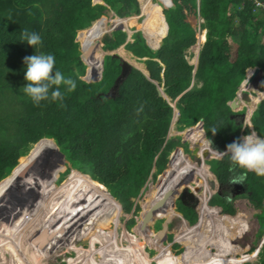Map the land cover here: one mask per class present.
<instances>
[{
  "label": "trees",
  "instance_id": "obj_1",
  "mask_svg": "<svg viewBox=\"0 0 264 264\" xmlns=\"http://www.w3.org/2000/svg\"><path fill=\"white\" fill-rule=\"evenodd\" d=\"M142 1L152 37L139 30L133 32L134 40L127 42L125 30L108 27V7L93 4L92 0H0V180L18 164L23 152L39 141L12 175L0 182V248L6 249L0 253V264H47L48 256L62 245L56 241L50 249L41 250L44 242L39 239L42 227L46 228L43 225L35 231L40 238L36 237L38 234L35 240L20 235L24 240L13 241L16 234L9 231V217L24 229L29 221L37 220L26 231L28 235L41 222L65 217L70 225L59 237L69 241L71 233L66 234V230L73 232L90 226V220L106 214L110 204L116 207L114 212L118 211L109 199L106 185L114 188L121 204L109 229L120 230L124 214L136 206L126 224L138 231L134 238L135 246H140L138 264H152L142 239L158 250L156 258H160V264H264L263 251L259 260L252 261L253 254L264 247V177L249 172L242 184L230 183L243 170L231 166L229 156L208 163L189 154L191 167L196 170V185L183 180L174 182L172 187L162 189V198L165 203H180L195 217L201 216V223L209 212L219 214V218L226 215L227 223L240 222L242 229L248 228L240 243L233 244L219 224L222 233L215 232V239H208L203 250L194 246L180 249L179 244L164 248L160 238L167 234L152 231L150 227L157 218L152 203L145 201L150 192L156 191L157 176L181 141L180 136H169L175 109L179 110L182 128L202 123L206 140L201 137V142H205L203 149L208 153L225 152L228 144L243 137L241 132L249 134L255 130L264 137V98L260 101L249 96V102L238 103V108L246 105L252 113L243 131L244 114L234 112L229 104L249 85H257V81L264 84V12L255 10L251 0H153L155 4ZM105 2L121 17L141 13L139 0ZM119 21L124 22L120 18ZM130 27L136 29L134 25ZM200 28L207 29V37L206 32L200 33L199 40L206 41L202 47L200 43L196 66L187 59L186 50L196 44ZM23 29L41 36L42 43L36 49L21 41ZM83 32L85 49L113 51L127 42L126 48L141 59L147 73L132 66L118 88L111 91L123 70L120 58L105 55L102 68L101 54L95 50L87 62L93 70L100 67L101 71L100 76L93 75L81 57L77 35ZM197 50L198 47L195 55ZM36 52L53 54L55 70L76 81L77 87L70 93L61 86L62 101H42L36 106L23 92L28 83L24 58ZM170 98L176 101L174 106L169 103ZM213 127L218 128L215 134L211 132ZM49 141L56 143L68 166L79 165L103 183L87 175L67 178L59 201L55 196L57 190L61 191L54 183L57 176L53 178L50 172L55 155H47L52 149ZM41 158L44 160L39 161ZM212 174L213 181L205 180ZM44 175L46 179L42 178ZM45 182L48 184L44 187ZM22 183L28 186L20 187ZM209 186L216 188L215 192ZM36 191L40 192L39 197ZM4 195L6 198H2ZM138 197L143 200L135 202ZM180 209L173 214L183 215ZM100 226L106 229L109 224ZM161 226L160 231L168 229L167 223ZM99 235L103 237H93V243H106V234ZM206 237L203 234L200 238ZM179 238L190 240L189 229L184 227ZM116 246V240L106 243L108 260L121 264L116 258L120 256ZM82 255V259L78 257L72 263L84 262L86 257ZM104 264L111 263L105 260Z\"/></svg>",
  "mask_w": 264,
  "mask_h": 264
},
{
  "label": "rangeland",
  "instance_id": "obj_2",
  "mask_svg": "<svg viewBox=\"0 0 264 264\" xmlns=\"http://www.w3.org/2000/svg\"><path fill=\"white\" fill-rule=\"evenodd\" d=\"M139 1H140L141 13L140 14H133L131 16H126V17L119 16L113 9H111V6L108 5L105 2V0H92V3L96 4V5H98V4L106 5L108 7V12L109 11L113 12L112 17H108V19H109L108 20V27H110V29L111 28L123 29V28H116V25L123 23L125 25V28H126V29L124 28L123 30H125L128 34L127 42H130V41L134 40L132 37V36H135V34L133 33L134 31L141 30V31H143L144 34L145 33L148 34L149 35L148 37H152V32L149 30V27L147 26L148 14L145 12V9L143 7V5H144L143 1L142 0H139ZM150 1L152 3L157 2V0L156 1L154 0V2H153V0H150ZM119 18L124 22L119 21ZM199 22H200V19H199ZM130 25H134V27L136 29L132 30ZM206 31L207 30L203 29V28L201 30H199V37L198 38L200 39V32L202 33V32H206ZM85 34L86 33L83 32V33H80L77 35V39L80 41V45L82 47V50H81L82 60H84L83 62L88 66V70L93 75L100 76L101 68L98 66L99 67L98 69L93 70L87 62L88 60H90V58H88V57L89 56L92 57L91 56L92 53L95 52V50H96L97 53L101 54V59H102L105 55H107L105 51H108V50H104L102 48V50H103V52H102L100 49H98L96 47H93L94 50L85 49V47H84V42L86 40ZM206 37H207V33H206ZM199 39L197 40V42L194 46H192L191 48L186 50L187 59L190 61V63H193L195 65H196V61L198 60L197 57H199L200 43L202 42V40L199 41ZM126 43L121 44L120 46H118L117 49L113 50L111 55H113L114 53L117 54L116 56L115 55H113V56L119 57L122 65H123L124 61H127V62L131 63V67L132 66L138 67L142 71L147 73V69H146L145 64L143 62L139 61L141 59L138 60V58L135 57L133 55V53L126 48ZM197 47H198L197 55H195V50ZM131 67L129 68V70L131 69ZM261 73L262 72L259 71V72H257V75L260 76ZM194 79H196V78H194ZM257 82H260V81H257ZM244 89L245 90L243 91V94L247 93L249 96H251V99L253 97H257L261 101L264 98V84H263V86H261L260 84L253 85V86L249 85L248 87H246ZM238 96L240 97L241 95H238ZM249 101L250 100L244 99L243 103H246ZM169 103L172 106H174L176 101L169 99ZM242 109H246L245 112H241ZM232 110L234 112H240V113L244 114L242 117L243 126H242V130H241V131H243L245 129V126L247 125V123L250 122V117H252L250 115L251 113H249V111H248V107L246 105L242 104V106H240V108H238V107L232 108ZM179 117H180L179 110L175 109V115H174V119L172 122L173 124L171 125V127L169 129V136H172V137L180 136L181 141L177 145L176 149L172 152V154L170 153L168 165L164 168V170L162 171L161 174H158V176H157L158 179L155 181V184L157 186L156 191L150 192L148 198L145 199V201L148 200L150 203H152V211H153L154 217L157 218L156 220H154V221H157L156 224L155 225L153 224L150 228L152 229L153 232L157 233L160 231L158 228L161 225L163 226L166 223L168 224L167 237L166 238H160L161 244H163L164 248L169 247V246L172 248L174 246V244H179L182 246V247H180V249H186V247H187V249H190L191 246H194V247H198L201 250H203L205 247L208 246L207 240L210 239L211 237L214 238L215 232H221L222 233V230L219 229L221 226L225 231L224 234L225 235L228 234V236L231 238L230 241L232 240L233 244L240 243L243 236L248 232L247 227L244 226V229H242L243 226L241 227L240 222L233 221V222L227 223L228 219L226 218V215L221 216V218H219V214L217 215L216 213L209 212L208 214L204 215V220L206 219V221L205 222L203 221V223H201L200 222L201 216L195 217L192 213H190V211H186L185 207L181 206L180 203H178V202L165 203L161 200L163 197V190L162 189L172 187L174 182H178L180 180H183L187 184H192V186L196 185V182H195L197 179V177L195 175L196 170H193L191 167V161L192 160L189 157L190 156L189 154H193V152L196 151L194 154H195V156H197L198 160H200V161L208 160L207 161L208 163H211V161H212L211 159L219 157V155L215 152L210 151L208 153V152L204 151L203 148H205V142H203V143L201 142V137L203 138V141L206 140V138H204V134H205L204 128L199 123H196V124L191 125L189 127H183L182 128V125L178 121ZM241 134L243 136L247 135V134L242 133V132H241ZM38 142L32 144L29 148H27V150L23 152V157L28 156L33 151V149H35V146ZM49 143L52 145V149H50V151L48 152L47 155L48 156L49 155H55V159L51 163L50 172L53 173V178H55L57 176L54 179V183L57 184L58 186H60L61 191L59 192L57 190L55 192V196L59 199V201L62 200L61 197L65 193V185L66 184L63 186H62V184H63V182H65L67 180V178H71V177L74 178V176L80 177V176H86L87 175L93 181L98 182L99 184L103 183L98 178L93 176L90 173V171H86L85 168L80 167L79 165L77 168L73 164L68 166L67 165L68 163L66 162V159H65V155L61 154V151H59L57 149L56 143L55 142L52 143L50 141H49ZM209 148L211 150H213V148L211 146H209ZM188 149H189V151H187ZM199 153H202V156H200ZM208 154H210L211 156L207 157ZM23 157L20 158L18 164L15 167L11 168V171L9 173L5 174V176L0 180V182L12 175L15 168L19 164H21ZM41 160H44V158H41L39 161H41ZM44 163L45 162L43 161V164ZM40 166H42V165H40ZM55 168H56V171H54ZM208 169H209V167H208ZM45 177H46V175H44L42 178L46 179ZM205 180L213 181L214 180L213 174L209 175ZM47 184H48V182H45L44 187ZM24 186H28V184L22 183V186H20V187H24ZM106 187H107V192H109V194L111 196L109 199H112V202L114 203V205L117 206L118 211L114 212L116 207H112V205L110 204L106 214H104L98 218L93 217V219L90 220V226L86 225V226L79 227V228L75 229V231H73V232H69V230H66V232H65L66 234L71 233L69 235V237H70L69 241H62L59 237V235H62L61 231L65 230L66 226L70 225L68 223L70 221L67 220V218H65V217H59L54 222H50V221H45L44 223L41 222L37 226V228L34 230V232L33 233L31 232L32 235H28L26 233V231L29 230L30 227L37 220L29 221L26 228L24 229L23 226L21 224H19L15 219L9 217L8 219L10 220V222L8 224L12 225V227H10L9 231L12 232V234H16L12 237V238H14L13 241L20 242V241L24 240V238H23L24 236H26L27 238L30 237L29 239L34 238L38 234V233L35 234V231H37L39 228H41L40 226L43 225V226H46V228L42 227L41 235L39 233L36 236L37 238H40V236H41L39 241L44 242L43 246L41 247V250L50 249L51 245H53L56 241H59L62 244L61 249L58 252L54 253L53 255L48 256L49 257V260H48L49 263H47V264H73L72 262H73V260H76V258L79 257V259H82L84 257V255H82L83 253L85 254L86 259L81 264H104L105 260L107 262H110L111 264H115L113 260H108V258H109L107 255V249L108 248L106 247L107 242L114 243V240H116V244H117V246L114 249L116 252H118L120 254V256L116 257L118 259L119 263H121V264L122 263L123 264H138L137 258H139V256H140V251H139V248L137 246H135V242H134V238L138 235V231H136V229L128 228L127 224H126L127 220L132 217L133 212L136 209V206L133 207L131 213H128V214L125 213L124 214V218L120 224V226H121L120 230L116 231L115 229H109L110 226L112 225L113 220H115L117 218V216L119 215V212H120L119 207L121 206V204H119L120 203L119 195L116 193L114 188H112L111 186H108V185H106ZM201 187H202V185H201ZM209 187H210L212 193L215 192L216 188H214V187L211 188V186H209ZM97 188H99V187H97ZM13 189H15V188H13ZM40 189L42 190L43 187L41 186ZM39 193H40L39 191H36L37 197H39ZM43 194H44V190H43ZM50 194H52V193H50ZM76 194H78V192ZM182 197H183V195L180 194L179 199H181ZM2 198H6V195H4ZM177 198H178V196L176 197V199ZM78 199L79 198H77L76 200H78ZM138 199H139V201H140V199H141V201L143 200L141 197L140 198L138 197V198L134 199L135 202H137ZM73 202L76 203V201H73ZM141 204H143V203H141ZM178 205L181 206V209H180V207L178 208ZM177 209H180L181 212H183L182 213L183 215L175 216V214H173V213L175 211H177ZM243 211H245V210H244V205L242 204V212ZM0 213H2V212H0ZM22 214L25 215L24 211L22 212ZM111 217H112V219H111ZM187 218H189L191 220H188ZM100 224H105L106 226L109 224V227H107L109 230L107 228L103 229L100 226ZM184 224H187L188 226H185ZM219 224H221V226H219ZM0 225L2 226V223H0ZM162 226H161V228H162ZM184 227L189 229V234H191L192 238L190 240L189 239L186 240L185 242L182 240L183 241L182 242L181 240H179V239H181V238H179V236H180V233ZM4 230H8V229H4ZM0 231L2 232L3 230L1 229ZM100 233L106 234V238H105L106 243L104 241H101V242L96 241V244H94L93 243L94 242L93 237H95L96 240H100L103 237V236L99 235ZM203 234L207 235L208 237L201 239L200 237ZM3 235L7 236L6 233ZM20 235H22L23 237L20 238L19 237ZM34 240H35V238H34ZM73 241H75V242H73ZM142 242H144L145 250L148 253V255L151 257L152 264H160L159 263L160 258H156L158 256V250L155 247L151 246L147 242L146 239H142ZM34 243L35 242H33L32 246L38 250V247L35 246ZM13 244H14V242L11 245H13ZM17 246H19V245L17 244ZM1 249L2 248H0V253L1 252L5 253L6 249H3V250H1ZM65 251H67L68 254H64ZM262 251L264 252V247L262 250H259L253 254L252 261L259 260L260 253ZM86 254L88 255V257L86 256ZM98 255L101 256V258H98L97 257ZM202 255L204 256L203 253H202ZM33 256H36V255L33 254ZM94 257H95V259H94ZM43 263H45V262H43ZM26 264H28V262H26Z\"/></svg>",
  "mask_w": 264,
  "mask_h": 264
},
{
  "label": "clouds",
  "instance_id": "obj_3",
  "mask_svg": "<svg viewBox=\"0 0 264 264\" xmlns=\"http://www.w3.org/2000/svg\"><path fill=\"white\" fill-rule=\"evenodd\" d=\"M21 41H26L35 49L42 43L41 36L37 32H29L27 29L22 30ZM205 41L201 42L202 46ZM24 63L27 65L25 80L28 83L22 90L36 106H39L42 101H62L64 99V93L60 90L62 85L69 93L77 87L75 80L66 78L61 71L55 70L53 54L36 52L35 55L26 56ZM217 130L218 128L213 127L211 132L215 134ZM226 147L225 152L214 151L219 156H229L231 166L243 170L241 175L231 179L230 183L242 184L249 172L255 173L258 177H264V137L252 130Z\"/></svg>",
  "mask_w": 264,
  "mask_h": 264
},
{
  "label": "water",
  "instance_id": "obj_4",
  "mask_svg": "<svg viewBox=\"0 0 264 264\" xmlns=\"http://www.w3.org/2000/svg\"><path fill=\"white\" fill-rule=\"evenodd\" d=\"M108 15H109V17H112V15H113V12L112 11H109L108 12ZM116 28H125V25L123 24V23H121V24H119V25H116ZM113 29V28H112ZM126 29V28H125ZM115 30V29H114ZM201 47H202V45H201ZM106 52V54H112V51H105ZM113 55H117V54H113ZM104 58V57H103ZM102 58V60H101V65H100V67H102L103 68V61H104V59ZM198 58V60L196 61V66H197V64H198V61H199V57H197ZM131 67V63H129V62H127V61H124V63H123V70H122V72H121V74L118 76V78L116 79V82H115V84L113 85V87L111 88V91H113V89H116V88H118V86H119V83L122 81V79L127 75V72L129 71V68ZM258 70H261V69H258ZM260 83V82H259ZM258 83V84H259ZM165 90V88H163V89H160V94H162L163 95V91ZM241 97H243V98H241ZM171 99V98H170ZM250 100V97H249V95L247 94V93H244V94H241V96L239 97L238 95L232 100V101H230L229 103H230V105H231V107L232 108H237V106H238V103L239 102H242L243 100ZM251 115H252V113H251ZM199 124L202 126V123L201 122H199ZM197 150V149H196ZM214 150V149H213ZM196 151H194L193 152V154L195 153ZM210 156V154H208L207 155V157H209ZM220 157H222V156H219V157H217L218 159H220ZM135 199V198H134ZM162 201H163V198L161 199ZM164 202V201H163ZM159 234H161V235H165V234H162V233H166L167 234V229L165 228L164 230H161V231H159L158 232Z\"/></svg>",
  "mask_w": 264,
  "mask_h": 264
},
{
  "label": "built area",
  "instance_id": "obj_5",
  "mask_svg": "<svg viewBox=\"0 0 264 264\" xmlns=\"http://www.w3.org/2000/svg\"><path fill=\"white\" fill-rule=\"evenodd\" d=\"M251 1H253L255 5V10L264 12V0H251Z\"/></svg>",
  "mask_w": 264,
  "mask_h": 264
},
{
  "label": "bare ground",
  "instance_id": "obj_6",
  "mask_svg": "<svg viewBox=\"0 0 264 264\" xmlns=\"http://www.w3.org/2000/svg\"><path fill=\"white\" fill-rule=\"evenodd\" d=\"M82 224V223H81ZM84 225V224H83ZM105 235V234H104ZM106 236V235H105ZM139 248V251H140V246L138 247ZM137 260H138V258H137Z\"/></svg>",
  "mask_w": 264,
  "mask_h": 264
},
{
  "label": "crops",
  "instance_id": "obj_7",
  "mask_svg": "<svg viewBox=\"0 0 264 264\" xmlns=\"http://www.w3.org/2000/svg\"><path fill=\"white\" fill-rule=\"evenodd\" d=\"M205 29H206V28H205ZM206 30H207V29H206ZM206 33H207V31H206ZM204 40H206V39H204ZM204 40H203V41H204ZM259 84L261 85V83H259ZM257 105H258V104H257ZM256 107H257V106H256Z\"/></svg>",
  "mask_w": 264,
  "mask_h": 264
}]
</instances>
